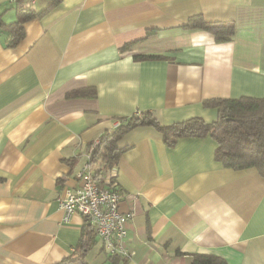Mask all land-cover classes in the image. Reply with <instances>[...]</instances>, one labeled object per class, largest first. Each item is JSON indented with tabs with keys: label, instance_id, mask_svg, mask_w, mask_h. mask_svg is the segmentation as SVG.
Segmentation results:
<instances>
[{
	"label": "crops",
	"instance_id": "crops-1",
	"mask_svg": "<svg viewBox=\"0 0 264 264\" xmlns=\"http://www.w3.org/2000/svg\"><path fill=\"white\" fill-rule=\"evenodd\" d=\"M16 1L0 0L5 24ZM193 16L233 22L234 38L218 44L185 30ZM24 30L13 49L0 35V264H58L75 252L88 224L78 214L65 222L57 201L118 119L150 111L164 126L212 123L205 100L264 99V0H61ZM89 88L95 98H66ZM118 145L127 148L116 181L120 211L133 213L134 255L110 257L93 234L88 264H191L194 254L264 264L263 177L216 162L209 136L168 147L145 126Z\"/></svg>",
	"mask_w": 264,
	"mask_h": 264
},
{
	"label": "trees",
	"instance_id": "trees-1",
	"mask_svg": "<svg viewBox=\"0 0 264 264\" xmlns=\"http://www.w3.org/2000/svg\"><path fill=\"white\" fill-rule=\"evenodd\" d=\"M16 1V0H15ZM47 5L37 11L26 7L22 0L14 5L16 18L5 24L0 13V32L5 34L4 47L15 48L24 38V25L33 20L42 18L56 8L61 0H45ZM185 30H199L213 36L218 44L232 41L235 36L233 22H206L201 16L190 17L183 26ZM133 44L125 45L122 50ZM163 57L157 55H137L135 61L158 60ZM93 88L76 90L66 94L67 99L95 98ZM203 106L214 108L217 119L206 123L201 118L174 123L168 126L159 124L150 111L139 112L128 118L117 120V125L110 131L103 133L96 146L90 152L91 162L98 164L96 177L101 184L102 175L106 170L117 169L120 156L127 150L118 143L130 131L138 127H152L163 136V142L168 147L176 141L187 137L209 136L215 143L214 159L223 167L233 171H255L264 178V99L241 97L238 99H211L205 100ZM95 143V142H94ZM93 143L90 145L92 147ZM89 148V149H90ZM87 230L80 238L79 244L70 256L58 264H88L86 253L93 245V227L85 220ZM191 264H227L220 257L209 254H194Z\"/></svg>",
	"mask_w": 264,
	"mask_h": 264
},
{
	"label": "built area",
	"instance_id": "built-area-1",
	"mask_svg": "<svg viewBox=\"0 0 264 264\" xmlns=\"http://www.w3.org/2000/svg\"><path fill=\"white\" fill-rule=\"evenodd\" d=\"M96 144L95 141L86 155L85 164L76 173L74 186L63 187L57 201L58 208L63 212L65 222L74 214L85 218L110 257L131 259L134 253L127 247L126 240L127 223L132 219L133 213L125 214L119 209L117 169L106 170L99 184L96 177L98 164L91 162L90 155Z\"/></svg>",
	"mask_w": 264,
	"mask_h": 264
},
{
	"label": "rangeland",
	"instance_id": "rangeland-1",
	"mask_svg": "<svg viewBox=\"0 0 264 264\" xmlns=\"http://www.w3.org/2000/svg\"><path fill=\"white\" fill-rule=\"evenodd\" d=\"M30 7H34V8H37V6H34V5H31ZM6 23H10V22H6ZM0 35H4L5 36V34L3 33V32H0Z\"/></svg>",
	"mask_w": 264,
	"mask_h": 264
}]
</instances>
